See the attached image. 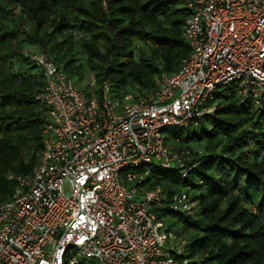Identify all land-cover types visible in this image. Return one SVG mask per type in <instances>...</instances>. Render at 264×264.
I'll return each instance as SVG.
<instances>
[{
	"label": "built area",
	"instance_id": "built-area-1",
	"mask_svg": "<svg viewBox=\"0 0 264 264\" xmlns=\"http://www.w3.org/2000/svg\"><path fill=\"white\" fill-rule=\"evenodd\" d=\"M182 1L189 53L154 92L124 93L93 72L77 83L48 54L24 52L42 71L34 98L47 119L31 175H6L15 187L0 200V264H201L161 216L196 204L148 177L194 167L168 137L213 117L223 91L263 110L264 0Z\"/></svg>",
	"mask_w": 264,
	"mask_h": 264
},
{
	"label": "trees",
	"instance_id": "trees-1",
	"mask_svg": "<svg viewBox=\"0 0 264 264\" xmlns=\"http://www.w3.org/2000/svg\"><path fill=\"white\" fill-rule=\"evenodd\" d=\"M188 16L182 0H0V200L15 187L6 175H31L42 149L46 109L34 97L44 78L25 51L48 54L77 83L93 72L98 83L144 95L188 55ZM196 127L168 137L194 167L182 179L154 170L147 184L168 196L185 191L196 209L161 216L186 240L184 258L264 264V98L255 112L223 91Z\"/></svg>",
	"mask_w": 264,
	"mask_h": 264
},
{
	"label": "rangeland",
	"instance_id": "rangeland-1",
	"mask_svg": "<svg viewBox=\"0 0 264 264\" xmlns=\"http://www.w3.org/2000/svg\"><path fill=\"white\" fill-rule=\"evenodd\" d=\"M219 91H220V90H219ZM191 131H194V132H196V133H199L200 130H199L197 127H193ZM182 135H183V137H186V133H185V132H183ZM170 222H171V221H169V220L167 221V225L169 226V228H171V226H170ZM174 228L177 230V229H178V226H176V227H174Z\"/></svg>",
	"mask_w": 264,
	"mask_h": 264
}]
</instances>
